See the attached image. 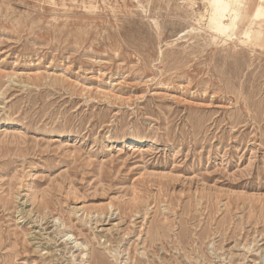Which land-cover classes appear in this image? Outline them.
<instances>
[{
    "label": "rangeland",
    "instance_id": "374dc122",
    "mask_svg": "<svg viewBox=\"0 0 264 264\" xmlns=\"http://www.w3.org/2000/svg\"><path fill=\"white\" fill-rule=\"evenodd\" d=\"M213 1L0 0V264H264V1Z\"/></svg>",
    "mask_w": 264,
    "mask_h": 264
},
{
    "label": "bare ground",
    "instance_id": "6f19581e",
    "mask_svg": "<svg viewBox=\"0 0 264 264\" xmlns=\"http://www.w3.org/2000/svg\"><path fill=\"white\" fill-rule=\"evenodd\" d=\"M263 1L264 0H259V2H263ZM213 2H214V5L216 7V10L225 12L223 17H225V16L230 17V22L229 23L222 22L220 27H223L225 34H228L230 32L234 33V30L236 27V20L240 14L239 11L241 10V8L244 7L243 0H214ZM255 7H256V9H255L256 16L253 17L251 24H253L255 19L259 18L263 14L262 11L264 8L262 5H260V4L257 6L255 5ZM247 8H250V4H248L246 9ZM251 33H252V31L248 30L246 32V34L245 33L244 34L246 35V37H248V36H251ZM80 245H82V244H80Z\"/></svg>",
    "mask_w": 264,
    "mask_h": 264
}]
</instances>
